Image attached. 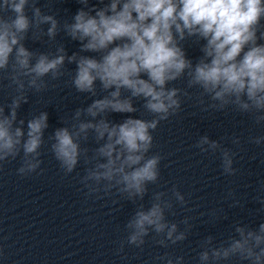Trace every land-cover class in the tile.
<instances>
[{
	"label": "clouds",
	"instance_id": "obj_1",
	"mask_svg": "<svg viewBox=\"0 0 264 264\" xmlns=\"http://www.w3.org/2000/svg\"><path fill=\"white\" fill-rule=\"evenodd\" d=\"M51 3L0 0V89L14 92L9 103L0 104V170L19 157V177L43 174L41 150L47 144L65 176L83 161L79 183L86 199L116 194L137 205L124 225L127 235L117 254L125 244L143 251L149 236L162 248L184 242L192 218L179 221L183 230L167 218L176 215V205L187 209L189 204L176 185L152 191L150 207L137 203L148 195L149 185L160 186L163 158L152 152L153 133L182 111L185 98H193L190 89L198 90L195 100L201 111L230 109L264 127V0H77L81 7L63 22ZM61 33L79 41V50L69 55L57 41ZM44 37L54 51L26 47L25 41ZM189 44L201 53L195 61L187 54ZM66 64H75V70L70 72ZM66 74L71 87L91 103L62 119L64 126L46 140L48 113L32 112L25 121L18 118V110L29 102V93L45 92L50 81ZM178 81L185 86H175ZM137 101H142L139 107ZM110 113H139V118L129 115L114 122ZM90 139L96 147L82 146ZM247 142L264 146V134L249 136ZM231 143L239 147L240 137L233 136ZM194 147L201 153H219L224 176L237 174L238 153L220 140L201 135ZM260 192L255 199L264 206V184ZM225 200L232 201L230 207L242 206L233 189ZM232 227L218 243L211 235L199 241L197 264H226L233 258L264 264V223L251 228L237 222ZM153 259L185 264L184 256L168 253Z\"/></svg>",
	"mask_w": 264,
	"mask_h": 264
}]
</instances>
